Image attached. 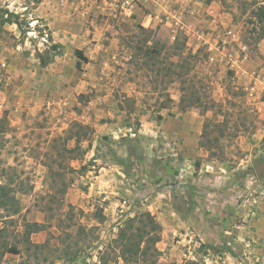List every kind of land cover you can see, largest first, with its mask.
<instances>
[{"label": "rangeland", "instance_id": "rangeland-1", "mask_svg": "<svg viewBox=\"0 0 264 264\" xmlns=\"http://www.w3.org/2000/svg\"><path fill=\"white\" fill-rule=\"evenodd\" d=\"M125 1L0 0V264H264V0Z\"/></svg>", "mask_w": 264, "mask_h": 264}, {"label": "trees", "instance_id": "trees-1", "mask_svg": "<svg viewBox=\"0 0 264 264\" xmlns=\"http://www.w3.org/2000/svg\"><path fill=\"white\" fill-rule=\"evenodd\" d=\"M3 13L8 16L10 15L6 10ZM249 19L252 30L256 33V38H261L264 35V1L251 11ZM14 23L20 24L17 18H14ZM56 47L57 44L51 45L52 49ZM74 53L80 60H86L82 50L75 49ZM78 127L79 131L75 132L74 136H69L70 138L75 137V142L81 140V135L86 137L87 130L89 129L88 126L82 124H78ZM68 150L73 151V148ZM8 189L7 185H0V202L5 203L16 211L18 209L17 200L14 195H10ZM135 222H137V225ZM160 230L159 223L149 211L140 212L128 218L125 220L124 226L119 229V233L115 238V242L119 247V256L127 264H133L140 258L144 259L143 257L147 254V249L159 240Z\"/></svg>", "mask_w": 264, "mask_h": 264}, {"label": "water", "instance_id": "water-1", "mask_svg": "<svg viewBox=\"0 0 264 264\" xmlns=\"http://www.w3.org/2000/svg\"><path fill=\"white\" fill-rule=\"evenodd\" d=\"M254 172L256 174V177L260 179L262 176H264V162H260L257 165L254 166Z\"/></svg>", "mask_w": 264, "mask_h": 264}, {"label": "built area", "instance_id": "built-area-1", "mask_svg": "<svg viewBox=\"0 0 264 264\" xmlns=\"http://www.w3.org/2000/svg\"><path fill=\"white\" fill-rule=\"evenodd\" d=\"M128 6H129V9H130L131 5H130V2L128 0H126L125 2H123V8H126ZM129 9H128V11H129Z\"/></svg>", "mask_w": 264, "mask_h": 264}, {"label": "crops", "instance_id": "crops-1", "mask_svg": "<svg viewBox=\"0 0 264 264\" xmlns=\"http://www.w3.org/2000/svg\"><path fill=\"white\" fill-rule=\"evenodd\" d=\"M81 50V49H80ZM87 59V58H86Z\"/></svg>", "mask_w": 264, "mask_h": 264}]
</instances>
